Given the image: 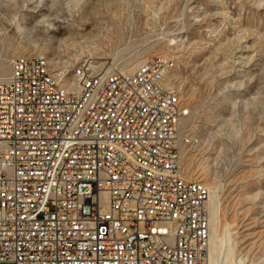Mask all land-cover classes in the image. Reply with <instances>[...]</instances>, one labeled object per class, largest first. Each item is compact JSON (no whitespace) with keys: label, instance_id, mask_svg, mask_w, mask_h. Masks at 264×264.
<instances>
[{"label":"built area","instance_id":"built-area-1","mask_svg":"<svg viewBox=\"0 0 264 264\" xmlns=\"http://www.w3.org/2000/svg\"><path fill=\"white\" fill-rule=\"evenodd\" d=\"M166 67L11 61L0 80V264H208L209 191L181 168L188 112Z\"/></svg>","mask_w":264,"mask_h":264},{"label":"rangeland","instance_id":"rangeland-1","mask_svg":"<svg viewBox=\"0 0 264 264\" xmlns=\"http://www.w3.org/2000/svg\"><path fill=\"white\" fill-rule=\"evenodd\" d=\"M27 55L54 72L173 60L181 168L208 188L223 250L264 264V0H0V78Z\"/></svg>","mask_w":264,"mask_h":264},{"label":"bare ground","instance_id":"bare-ground-1","mask_svg":"<svg viewBox=\"0 0 264 264\" xmlns=\"http://www.w3.org/2000/svg\"><path fill=\"white\" fill-rule=\"evenodd\" d=\"M27 10L29 12L40 11L39 9L37 10L36 7H32ZM41 63L43 65H46L42 57H41ZM135 69L136 68L133 67L132 69L128 70V72L134 71ZM172 69L173 67L165 68V77H168V75H170L169 73H171ZM4 73H6V70L0 69V75H4ZM3 79L5 78H0V80H3ZM62 89H72V82H62ZM170 91L174 95H178L176 89L173 86H170ZM209 223H210L209 225L210 234H209V247H208V264H245V260L243 258L237 259L234 257V252H233L234 246L231 247L229 244H227L228 246L226 245L227 246L226 249L223 250L225 243L226 242L229 243L228 241L230 240V237L226 233H224V235L221 237L217 235L216 210H215V207L212 205V203H210Z\"/></svg>","mask_w":264,"mask_h":264}]
</instances>
